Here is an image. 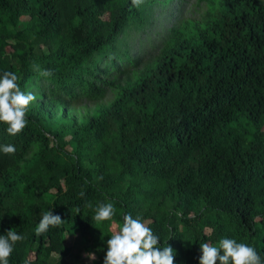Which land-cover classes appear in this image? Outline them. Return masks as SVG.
<instances>
[{
    "label": "trees",
    "instance_id": "trees-1",
    "mask_svg": "<svg viewBox=\"0 0 264 264\" xmlns=\"http://www.w3.org/2000/svg\"><path fill=\"white\" fill-rule=\"evenodd\" d=\"M187 3L0 0V75L36 96L22 133L0 123L16 148L0 151V235L24 237L9 264H85L68 258L75 234L103 264L129 213L174 264H199L222 238L264 259V0ZM108 202L112 221L97 223ZM47 211L64 222L38 237Z\"/></svg>",
    "mask_w": 264,
    "mask_h": 264
},
{
    "label": "clouds",
    "instance_id": "clouds-1",
    "mask_svg": "<svg viewBox=\"0 0 264 264\" xmlns=\"http://www.w3.org/2000/svg\"><path fill=\"white\" fill-rule=\"evenodd\" d=\"M132 6L139 8L144 0H131ZM45 78L51 77L53 72L45 69L39 72ZM20 77L14 72H4L0 75V123L7 125V133L16 136L28 124L27 113L36 96L31 91H23L19 84ZM4 154H15L14 145H0ZM85 193L82 191L80 196ZM79 211V209H77ZM116 213L112 202L100 203L95 210L93 219L97 223L111 222ZM60 215L47 211L35 228L36 236L46 234L50 228L63 224ZM24 237L13 229L0 235V264H9L14 246ZM201 255L199 264H264L256 249L245 243H238L235 239L222 238L218 246L208 243L200 245ZM90 260H95V253L85 254ZM175 251L167 244L160 246V238L151 228L141 221L139 216L126 214L120 230L107 240V251L103 264H174Z\"/></svg>",
    "mask_w": 264,
    "mask_h": 264
},
{
    "label": "rangeland",
    "instance_id": "rangeland-1",
    "mask_svg": "<svg viewBox=\"0 0 264 264\" xmlns=\"http://www.w3.org/2000/svg\"><path fill=\"white\" fill-rule=\"evenodd\" d=\"M187 8L188 11H190L191 5L196 2V0H187ZM160 30V21L154 23L150 28H147L145 32H142V30L135 31L133 33V36L129 39V45L133 51L138 50L140 46L143 47H149L148 39L149 37H156L157 32ZM68 243L73 246V251L71 253V257L68 258L76 259L79 258L81 263H88L92 264L93 262H96L95 260H90L85 255L86 252L82 251L83 241L80 237V235L75 234L72 236H69L67 239ZM103 259V258H102ZM51 261L54 263H60L64 260V258L60 257L58 254H53L50 258Z\"/></svg>",
    "mask_w": 264,
    "mask_h": 264
}]
</instances>
